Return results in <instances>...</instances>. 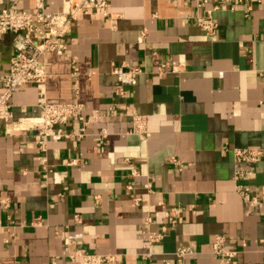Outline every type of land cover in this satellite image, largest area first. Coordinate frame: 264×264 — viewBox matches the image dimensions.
Listing matches in <instances>:
<instances>
[{"label":"crops","instance_id":"crops-1","mask_svg":"<svg viewBox=\"0 0 264 264\" xmlns=\"http://www.w3.org/2000/svg\"><path fill=\"white\" fill-rule=\"evenodd\" d=\"M36 1L0 0V8L33 11ZM71 1L44 0L62 12ZM109 1L111 16L81 13L67 48L42 56L48 101H82L97 119L73 117L64 125L70 137L42 147V88L26 83L11 97L14 119L0 128V264H76L70 240L71 252H116L120 264H165L180 246L195 249L186 261L223 264L212 252L217 235L238 251L235 264H264V206L248 212L233 152L222 149H264V0L249 1V13L246 3L215 11L212 34L198 24L197 0ZM14 40L0 32V73L10 69ZM128 64L141 73L122 96L112 70ZM136 115L146 116L147 137L131 131ZM251 167L243 182L261 199L264 153ZM173 207L180 211L167 216ZM150 212L152 229L170 230L144 258Z\"/></svg>","mask_w":264,"mask_h":264},{"label":"built area","instance_id":"built-area-1","mask_svg":"<svg viewBox=\"0 0 264 264\" xmlns=\"http://www.w3.org/2000/svg\"><path fill=\"white\" fill-rule=\"evenodd\" d=\"M252 0H197L199 7L203 9L198 17V24L209 34L215 32L219 26V20L215 17L214 12L227 7L231 10L237 9L238 3H246L245 11L249 13L252 10ZM69 11H51L45 5L44 0L36 1V8L33 11L6 6L0 8V32L3 30H11L15 33V48L16 53L11 58L10 69L5 73H0V80L3 85L0 91V128L4 124L10 123L14 119L12 95L18 87L26 83L39 85L41 89L40 101L38 103L42 108V114L36 122L35 129L40 138L42 147L48 139H61L70 137L71 134L65 131L64 125L70 119L78 118L85 124L99 117L97 111L92 113V118L88 119L85 115L86 105L82 101L73 100V102H54L48 101L45 95L44 87L46 77L48 75L46 65L42 60V56L47 52H63L68 44L65 40L66 35L71 31L73 21L79 17L81 13L94 12L105 17L112 15L111 3L109 0H72ZM1 67V62H0ZM169 62L159 68V72H165L170 68ZM176 68H171L175 70ZM113 73L117 75L119 83L116 92L119 95L127 96V88L130 85H135L139 81L141 69L137 65H115ZM264 75V69L260 71ZM75 92L79 93V85L75 84ZM135 124L131 129L133 132L140 133L147 137V120L144 115L135 116ZM223 151L231 150L234 155L235 172L234 180L236 191L242 196L247 204L248 212L261 211L264 206V185L262 186V195L259 199L252 194L244 184L250 174L253 173V164L260 161L264 149L258 147H232L223 145ZM46 160V158H44ZM132 174H137L135 168L132 169ZM150 187V182L145 184ZM129 189L132 184L127 185ZM134 202L139 204L142 200L141 196H135ZM172 211L179 212L178 207H173L172 210L166 211L169 216ZM78 216V215H76ZM178 216L171 218V225H175ZM153 222L152 213H147L144 219L145 227L142 229V234L145 236V247L147 252H142L144 258L150 257L152 243L163 239L170 230L169 225H163L161 230L151 228ZM37 224V223H36ZM226 237L217 235L213 241L212 252L220 257L223 264H235L234 257L237 255V250H231L226 247ZM73 241H69L67 251L72 262L76 264H120L119 253H91L85 248L79 251L71 252L70 245ZM195 249L191 246H180L174 252L173 258H165V264H194L191 261H186L188 254L194 253Z\"/></svg>","mask_w":264,"mask_h":264}]
</instances>
